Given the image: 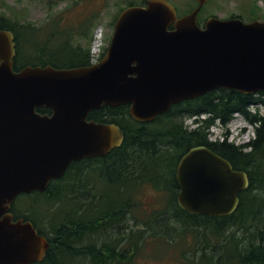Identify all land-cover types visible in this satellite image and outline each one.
Segmentation results:
<instances>
[{"label": "water", "instance_id": "95a60500", "mask_svg": "<svg viewBox=\"0 0 264 264\" xmlns=\"http://www.w3.org/2000/svg\"><path fill=\"white\" fill-rule=\"evenodd\" d=\"M196 1L182 16L169 0L126 7L107 53L90 66L15 71V35L0 29V264L42 261L50 246L30 220L14 219L18 195L44 191L73 161L123 143V129L89 120L92 110L130 104L133 118L147 122L216 88L264 91V21L211 16L201 26L209 0ZM176 177L181 207L214 216L233 213L250 184L246 171L207 146L191 148Z\"/></svg>", "mask_w": 264, "mask_h": 264}, {"label": "trees", "instance_id": "16d2710c", "mask_svg": "<svg viewBox=\"0 0 264 264\" xmlns=\"http://www.w3.org/2000/svg\"><path fill=\"white\" fill-rule=\"evenodd\" d=\"M58 1L48 0V4L53 6ZM194 2L197 5V2ZM130 4L137 3L130 2ZM90 19H94V17L87 15L83 20L66 27L67 29L61 33L57 30H54V33L51 32L53 38H57L59 35L61 38L63 37V42L67 46L66 50L49 54L51 58L46 60L43 59V54L47 52L43 50L37 54L38 60L33 64L51 63L55 67L90 65L89 45L92 41V34H87L86 30ZM55 25L58 26V23L56 22ZM0 28L13 29L15 25L2 15L0 16ZM16 37L18 51L16 68H19L22 66L20 58L24 51L22 47L24 39L20 30L17 31ZM76 46L88 47L85 49V54L80 55L78 52L81 49H77ZM38 48L37 46L35 51ZM258 102L264 103L263 91L246 94L236 89L220 88L175 104L153 123L135 121L129 114V105L117 107L104 105L100 109L91 111L90 119L119 124L125 131V141L120 147L115 148L104 157L84 158L73 162L65 175L69 178L62 183L59 179L53 180L45 192H33L17 197L12 206L15 218L24 217L31 220L39 232L45 234L50 241L46 258L33 264H76V261L80 264H131L143 248L142 234L144 230L137 231L141 236L131 237L130 232L126 229L127 224L124 226L125 232L116 233V235L113 227L116 222L125 221L127 215L132 212L134 195L150 186L163 192L166 196H170L166 209L172 208L177 215L183 214L196 218L201 225L216 234H224L236 222L242 229L248 227V222L253 220L256 228L257 222L262 221V216H264V194L261 191L254 193V190L258 188L264 190V115L251 112L249 107ZM39 110L51 112L47 108ZM176 111L177 113L180 111V115H175ZM236 111L243 112L254 122H259L256 128L257 137L246 144L251 146L248 151L227 140L223 142L209 140L208 128L214 120L220 118L223 123H228ZM204 112L211 115L203 119L200 126L193 129H189L179 119L182 118V115ZM198 145L209 146L231 160L236 169L249 172L251 186L240 194V207L234 215L226 217L191 215L179 206L176 168L181 157L189 149ZM89 161L101 162L99 167L95 169L90 167L88 170L106 169L109 173L106 174L108 181L113 184L118 183L117 188L122 194L124 193L120 200L110 195L112 197L107 198L109 201L105 210L96 204L97 199L89 202L78 201V198L82 196L83 188L86 187L79 180V175L87 169ZM70 179L72 181H68ZM65 187L68 188L65 197L67 202L74 207L73 209L61 210L59 207V202L64 198L60 197L59 193ZM85 191L88 192L89 189ZM24 197H29L31 202L29 205L19 208L18 201ZM39 201L50 204L44 214L46 216L52 214V217L50 215L52 226L49 228L50 233L46 232L39 222V216L43 217L35 209ZM93 212L97 214L92 217ZM130 231L133 234L134 231L132 229ZM101 233H105L106 237L100 242L99 234ZM233 235L230 236L234 237ZM224 236L226 235L224 234L222 237ZM230 236L224 238L225 250L219 255L216 252L220 242L213 244V241L207 238L199 246L202 251L200 261H192L196 264H264V224L257 228L246 242L239 238L236 241L231 238L230 241Z\"/></svg>", "mask_w": 264, "mask_h": 264}, {"label": "rangeland", "instance_id": "374dc122", "mask_svg": "<svg viewBox=\"0 0 264 264\" xmlns=\"http://www.w3.org/2000/svg\"><path fill=\"white\" fill-rule=\"evenodd\" d=\"M143 1L145 0H59L57 4L50 6L48 0H0V16L3 15L14 24L18 23L27 29L28 34L24 30H20L22 35H28L30 39L28 47L25 45L26 41H23L22 47H25L26 51L21 53L20 60L23 64H31L38 60V55L36 54L38 51L35 53L34 50L37 46L40 48L43 46L44 48L46 46V38L48 37L46 33H42L40 36L34 34V28L46 29L47 23H50L55 27L54 30L61 33L79 18L84 19V17L87 15L91 16V13L94 12L93 15L100 17L95 32L93 33L94 37L98 30L103 29L104 41L106 42L107 39H105V36L106 38L107 36L110 38L113 32L112 27L107 31L108 24L116 20L119 12L128 6L130 2L142 3ZM170 1L177 7L179 14H186L194 7V0ZM212 15H217L222 18L241 16L247 21L255 18L264 20V0H210L205 4L199 14L202 25ZM56 22L58 26L55 25ZM94 39L93 41L95 43ZM58 40L61 41V37ZM58 40L53 39L51 43L47 44V53L43 55V59H49L51 58L49 54L57 52V46L60 42ZM60 61L62 60L60 59ZM251 109V112L256 114H261L260 111L256 112V110H262L264 112V107L254 106ZM179 112L177 113L176 111L175 115H180ZM186 117L182 115V118L180 117L179 119L186 126L190 127V129L193 128L194 124H192V121L187 120ZM243 125H247L248 127L246 131L241 132ZM221 132L229 134V141L234 140L235 144H240L244 142L243 140H249L254 136V129L252 130L251 124L241 116H233L225 128H220L215 123L210 128L211 142H214L216 136L221 135ZM243 134L247 137H243ZM223 139V137L220 138V140ZM100 163L99 161H89L87 169L83 170L79 175V180L86 187L83 188L82 196L78 198V201L89 202L97 199L96 204L105 210L107 209L106 207L109 201L107 198L112 197L110 195L120 200L124 196V193L122 194L117 188L118 183L115 182L113 184L108 181L106 174L108 175L109 173L106 169L88 170L90 167L93 169L99 167ZM68 181H72V179ZM87 189H89L88 192L85 191ZM260 191L264 194V190H261V188L255 189L254 193ZM67 192L68 188L65 187L59 193L60 197H64L59 202L61 210L74 208L67 202L68 200L65 197ZM169 198V195L166 196L163 192L150 186L146 190L141 191V193L134 195L132 199L134 204L132 206V212L130 214L127 213L128 215L125 221H118L114 225L115 235L116 233L125 232V224H127L126 229L130 232L131 237L141 236L137 231L140 229L144 230L142 234L144 238L143 248L131 264H196L192 260L200 261L202 251L199 246L207 238L213 241V244L220 242L217 247L218 251L216 252L219 255L225 250L224 238L234 234V237H229L230 241L231 238H234L235 241L239 238V240L246 242L249 240L250 235L264 224V216H262V221L257 222L256 228L253 220L248 222V227L242 229L241 226L233 224L224 232L226 236L222 237L224 234L214 233L211 229L201 225L198 220L189 219L183 214L177 215L172 208L166 209ZM30 202L31 199L29 197H24L18 201V207L23 208L29 205ZM49 206V203L39 201L35 208L36 212H39L43 216H39V222H41L42 228L48 233H50L49 228L52 227L50 222L52 214L50 213L47 216L44 214L49 209ZM95 214L97 213L95 212ZM95 214L93 212L91 216L93 217ZM251 221L253 222L250 223ZM131 229L134 231L133 234L130 231ZM105 237V233L99 234L100 242ZM122 245L124 246L123 242ZM76 264L80 263L76 261Z\"/></svg>", "mask_w": 264, "mask_h": 264}, {"label": "flooded vegetation", "instance_id": "af4514ba", "mask_svg": "<svg viewBox=\"0 0 264 264\" xmlns=\"http://www.w3.org/2000/svg\"><path fill=\"white\" fill-rule=\"evenodd\" d=\"M108 29L110 30L111 29V26H110V24H108V26H107V31H108ZM86 30L88 31V32H92V30H93V27H92V25H87V27H86ZM63 47L64 48H66L67 46H65V45H63ZM76 48L77 49H81V51H79L78 53L80 54V55H83V54H85V49H86V46H76ZM104 48V49H103ZM102 49L103 50H106V48L105 47H103ZM84 49V50H83Z\"/></svg>", "mask_w": 264, "mask_h": 264}]
</instances>
